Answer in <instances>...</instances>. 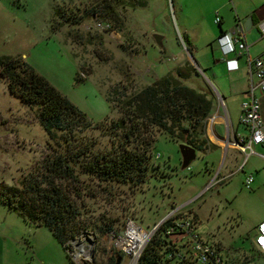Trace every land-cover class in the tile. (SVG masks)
I'll return each instance as SVG.
<instances>
[{
	"label": "rangeland",
	"instance_id": "rangeland-1",
	"mask_svg": "<svg viewBox=\"0 0 264 264\" xmlns=\"http://www.w3.org/2000/svg\"><path fill=\"white\" fill-rule=\"evenodd\" d=\"M95 1L0 0V59H21L92 123L87 129L66 135L55 131L50 136L38 120V108L12 95L0 77V183L19 187L24 176L42 171L45 160L79 149L89 148V159L114 149L121 134L107 128L121 114L113 91H138L156 81L155 72L171 70L187 58L183 21L213 19L217 6V0H141L144 5L140 0H120L115 21L87 18L73 24L71 19L80 20ZM56 10L61 18L55 16ZM99 22L109 24L110 30H99ZM56 23L61 25L54 29ZM153 35L162 38L160 46ZM167 55H177V61L167 60ZM107 97L114 98L110 105ZM101 122L105 129L94 128ZM151 155L153 173L149 170L139 187L96 180L81 170L83 158L74 165L78 182L71 183L81 196L72 199L80 211L76 228L81 231L67 243V251L48 228L24 222L0 201V264H115L102 229L121 231L131 218L151 233L179 209L180 215L197 219L196 232L219 248L224 259L264 264L253 244L252 225L254 215L264 207L263 190L254 183L245 189L243 175L236 174L223 183L215 181L197 198L216 176L212 167L207 168L203 152H196V159L181 172L179 145L157 134ZM253 160L249 158L245 171ZM116 264L130 263L122 256Z\"/></svg>",
	"mask_w": 264,
	"mask_h": 264
},
{
	"label": "trees",
	"instance_id": "trees-1",
	"mask_svg": "<svg viewBox=\"0 0 264 264\" xmlns=\"http://www.w3.org/2000/svg\"><path fill=\"white\" fill-rule=\"evenodd\" d=\"M119 2L120 0H96L89 11L85 10L84 18L82 16L80 20H71L73 24L81 23L87 18L115 21V5ZM55 16L61 18L57 10ZM63 21L66 24L68 19ZM60 25L61 23L54 26V29ZM182 41L190 53L183 37ZM193 76H199L198 71L190 62H186L173 73H167L133 93L114 90V103L121 114L120 119L113 121L107 128L110 133L121 134L114 149L95 159L87 158L89 148L79 149L69 156L59 155L47 159L43 163L42 171L24 176L19 187L0 183V201L24 222L35 227L48 228L66 250L67 243L74 240L81 231L76 228L80 211L72 199L73 196L80 198L81 190L74 188L75 185L71 183L78 182L74 165L80 159H85L79 165L81 170L100 182L139 187L146 182L149 170L153 173L151 154L157 134H164L176 144H185L196 152L204 151L208 147L204 135L212 103L207 93L185 85ZM0 77L7 82L12 95L19 97L25 105L38 108V120L48 135L51 136L55 131L66 135L92 126L84 113L21 59L2 57ZM106 101L110 105L114 98L107 97ZM94 128L105 129V125L101 122ZM181 218L188 217L177 215L156 229L137 264H191L188 260L181 259L165 234L173 221ZM188 219L196 228L197 219ZM102 230L106 234L117 232L110 226ZM216 249L219 251V248ZM113 256L115 264L122 258L117 253ZM227 261L228 264H237Z\"/></svg>",
	"mask_w": 264,
	"mask_h": 264
},
{
	"label": "crops",
	"instance_id": "crops-1",
	"mask_svg": "<svg viewBox=\"0 0 264 264\" xmlns=\"http://www.w3.org/2000/svg\"><path fill=\"white\" fill-rule=\"evenodd\" d=\"M140 2L144 3L141 0ZM214 11L221 19L219 24L214 23L215 14L213 19L202 17L201 21L195 19L191 22L185 19L182 26L184 33L182 37L189 46L199 71V76L191 77L185 85L207 93L212 103L210 114L206 119L204 135L208 147L201 152L204 153L207 168L212 167L218 177L228 180L236 174H242L243 178L240 179L244 184L246 175L251 174L254 187L264 191V145L254 146V154L249 157L254 160L247 171L244 170L245 165L240 172L238 170L243 156L235 149L237 137L247 134L239 124L240 105L245 100L251 85H256V80L250 78L246 56H227V60L235 61L228 66L222 62V53L217 42L222 35L231 33L237 23L244 28L245 22L251 19L250 30H244L248 55L251 59L260 57L264 63V36L258 29V24L264 22V0H217ZM184 49L188 57H182L179 64L171 70L155 72L156 80L167 73H173L177 67L191 61L189 52ZM165 57L169 61H177L178 58L177 55ZM235 67L236 69L232 70ZM214 95L217 97L216 103H214ZM259 100L260 114L264 123V96ZM262 221H264V207L254 215L252 222L254 236L257 226Z\"/></svg>",
	"mask_w": 264,
	"mask_h": 264
},
{
	"label": "built area",
	"instance_id": "built-area-1",
	"mask_svg": "<svg viewBox=\"0 0 264 264\" xmlns=\"http://www.w3.org/2000/svg\"><path fill=\"white\" fill-rule=\"evenodd\" d=\"M220 17L216 14L214 23L219 24ZM96 27L99 30H110V25L99 22ZM259 32L264 36V22L258 24ZM222 53V62L228 66L235 61L227 60L229 55L246 56L248 70L251 80H256V85H251L245 100L240 105L239 124L246 130V135H239L235 142V149L242 154L243 160L239 167L242 171L250 156L254 154L255 145H264V123L260 114V97L264 96V63L260 57L251 59L248 55V46L245 42V31L241 24L237 23L234 30L229 34L222 35L218 40ZM236 67L232 70H235ZM218 175L197 197L204 195L212 185L223 183L226 179L218 181ZM231 178V177H230ZM253 183V176L246 175L244 180L245 189H250ZM175 214L163 219L155 226L150 233L142 230L131 218L125 220L121 231L107 233L110 246L114 253L120 254L129 259L130 264H137L142 252L151 239L156 229L169 219L175 218L182 213V210H174ZM172 212V213H173ZM167 240L174 245L182 260H188L191 264H228L221 253L213 245L206 242L197 232L195 226L188 218H181L173 221L165 232ZM254 247L264 257V221L256 228Z\"/></svg>",
	"mask_w": 264,
	"mask_h": 264
},
{
	"label": "water",
	"instance_id": "water-1",
	"mask_svg": "<svg viewBox=\"0 0 264 264\" xmlns=\"http://www.w3.org/2000/svg\"><path fill=\"white\" fill-rule=\"evenodd\" d=\"M251 23H252L251 19H248L247 22H245V24H244V30L245 31L250 30ZM153 38L155 40L156 45L160 46L162 38L157 36V35H153ZM190 60H191L192 65L198 71V66L195 63L194 59L191 57ZM179 154H180V158H181L179 170L181 172H183V171L187 170L190 167V165L192 164V162L196 159V150H194L193 148H191L185 144H181V145H179ZM88 241L90 242V240H88Z\"/></svg>",
	"mask_w": 264,
	"mask_h": 264
},
{
	"label": "bare ground",
	"instance_id": "bare-ground-1",
	"mask_svg": "<svg viewBox=\"0 0 264 264\" xmlns=\"http://www.w3.org/2000/svg\"><path fill=\"white\" fill-rule=\"evenodd\" d=\"M88 242V241H87Z\"/></svg>",
	"mask_w": 264,
	"mask_h": 264
}]
</instances>
